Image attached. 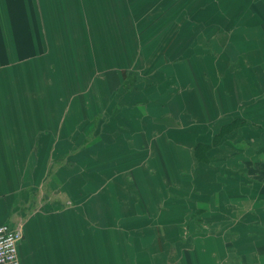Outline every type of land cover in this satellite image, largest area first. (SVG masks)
Here are the masks:
<instances>
[{"label":"crops","instance_id":"0c3cea01","mask_svg":"<svg viewBox=\"0 0 264 264\" xmlns=\"http://www.w3.org/2000/svg\"><path fill=\"white\" fill-rule=\"evenodd\" d=\"M69 42L86 55L105 46V73L101 56L77 57ZM78 58L98 64L91 76L107 93L87 135L82 103L68 117L63 82L80 79ZM147 146L186 160L182 202L177 179L171 202L146 200L142 164H125ZM261 175L264 0H0V224L22 229V264H131V250L162 264L171 252L159 256V241L171 251L184 241L177 254L203 264H264ZM147 222L158 224L154 262L142 256L146 228L127 232Z\"/></svg>","mask_w":264,"mask_h":264},{"label":"rangeland","instance_id":"374dc122","mask_svg":"<svg viewBox=\"0 0 264 264\" xmlns=\"http://www.w3.org/2000/svg\"><path fill=\"white\" fill-rule=\"evenodd\" d=\"M133 11H134V14L138 13V11H136V9H133ZM134 14H132V15H134ZM150 21H153V19ZM142 39H143L142 36L139 33H137V36L134 38H131L130 41H133V43L135 44L134 45L135 52H133V55L136 56L137 58L140 57V58L144 59V58H146L147 53H145L146 48H145V44H144ZM69 43H71V46H68L67 49L71 50L73 53L76 52L77 57H80V56H78V55H80L79 52L83 53L82 55H84L85 58L87 56V60H89V58H91V54H93V53H94V56L95 55L98 57L101 56L103 63L99 64V65H101L103 68H102V73H100V74L105 73L106 66H108V64L106 63L107 61L104 60V57H103V56H105V51H106L105 46L101 47V48L98 47L97 49L91 48V51H93V52L90 55H86L87 53L84 50L85 47L82 48V46H79V45L75 46L74 43H72V42H69ZM87 50H90V48H87ZM99 54H101V55H99ZM77 60H78V64H75V67H74V62H72L70 65L67 64V66H68V69L70 70L69 75H71L73 70L75 69V70H77V73L80 76V79H73V77H67L63 82H65L64 85L67 89L66 98H68V105H69L68 106V109H69L68 117H70L72 114V107H70V106L73 104H76L73 102H79L80 105L82 103V105H84V107H83L84 108V116H86L85 120H83V132H84V135H87L90 133V130H92V128H93V124H92L91 120L97 114L96 111L93 110L92 105L97 106V104H98V106H100V104H102V103H107V100H106V94L107 93H105V83H100V82H104V81L97 79V78L96 79L92 78V76H91V68L92 67L94 68V66H96L98 64L95 63L94 60L87 62L86 59H83L84 63H82V64H81L80 58H78ZM73 67H74V69H73ZM92 71H94V70H92ZM90 77L92 79H90ZM134 80L135 79L129 80V81H134ZM141 81H142V85H143L144 81H146V83L149 82V80H146V79H142ZM99 83H100V85H99ZM138 85L139 84H137L136 88H138ZM95 87H96V91H93L92 88H95ZM132 87H133V84H132ZM74 91H75V93L73 95H71V92H74ZM101 94H102V96H101ZM54 97L57 100V95H55ZM103 105H105V104H103ZM127 131H129V130L127 129ZM157 144H158V148H162V150L165 149V146H166L165 142L163 144L161 142L160 143L157 142ZM170 144L171 143L169 142L168 145H170ZM83 145H84V152L88 151L89 145L87 144L88 147H86L87 145H85V143ZM146 148H147V153L144 154L145 156H142L140 158L131 157L130 159H127V164H125V166L128 167V166H130L131 163L135 164L138 160L142 164V166L140 168L143 171L137 169L140 172L138 180L139 181L142 180L144 182V184H146L148 186L147 187L148 190L143 191L145 194L147 193V196H146L147 199L146 200L149 203V202H151V200H154L155 195H157V197L160 195V196H162V199L164 201H167L165 199L169 198L168 201L171 202V199L176 198V197H168L167 194L170 191H175L172 186L176 185V183L178 182V185H177L178 190L176 192H178V194H179L178 197H180L179 200H180V202H182L181 198L186 197L188 194L187 188L188 187H189V189L193 188V187H190L191 183L189 182V180L191 182L194 180V178H193L194 174L192 173L191 170H189L185 166L186 160L183 159V157H176V156L173 157L172 154H170L171 156L169 155L166 157L163 156L161 158H158L157 155H155L157 153L156 150H155L156 152H154V149H152V148L149 149L148 146ZM159 151H160V149H159ZM161 153L162 152H159L160 156L162 155ZM164 153H165V151L163 152V154ZM132 154H135V152H133ZM166 154H169V153H166ZM225 161H226V159L223 158L221 160V162L219 161L218 164H217V162H215V166H213V167L214 168L216 167L217 171L219 172L222 169V166H224V167L227 166ZM90 162H91V159H87L85 164L87 165V163H90ZM180 167H184V169L182 171H180L179 174H176L173 169H178ZM144 171H146V173H144ZM131 176L133 177V180H134L135 175L134 176L131 175ZM263 177H264V175H261L260 177H255V178H257V180H259L260 183H262V182H264ZM176 179L178 181L175 183ZM155 183H156V186H154V187L150 186V185H154ZM151 188H154L155 190L151 191L150 190ZM119 193H121V191ZM263 193H264V191H263ZM262 197H264V196H262ZM142 198H144V196ZM142 198H141V196L139 197V199H142ZM148 205H150V204H147L146 206H148ZM134 208L139 209L138 204ZM136 218H138V217H136ZM136 224L130 225V227H127V229L130 228L127 230V232L128 231L129 232L130 231L139 232L140 230H143L144 228H146V230H144L146 235H147L145 244L148 245V247L146 249L145 255H142V256L146 257L148 262H154V259L156 257L158 258V256H153V251H154V253L158 252V250L156 249V246H157L156 243L158 242V238L156 240L155 236L153 234H151L152 231H150L149 229H151V228L154 229V228L158 227V224L155 222L154 223L153 222H147L145 224L142 223L141 225H139V227L141 226L140 228L139 227L136 228L137 227ZM258 226L260 228H264V224H259ZM124 232H126V231H124ZM137 241L141 242L142 239H140V237H139V239ZM253 243H254V241L249 240L248 243L247 242L245 243V246L246 247H252ZM158 244L160 245L161 252H162V254H160V252L157 253V254H160L159 256L164 257L163 255H166L165 252L166 253L171 252V254L169 255L170 260L166 261L163 259L162 264H203V262L201 260L202 255L194 254L195 251L184 250L183 253L180 254V256H179V254H177L179 252V251H177L178 246H180V248L182 247L183 249L185 248V246H187V244L184 241L180 242V244H177V245H175V243H174V246H172L173 251H171L167 247V245L166 246L162 245V243H160V241L158 242ZM203 245H204V243L202 241L200 242V244L196 243V246H198V247H202ZM209 253H211V251ZM132 254H133V252L131 250L130 256L133 257L134 259H132V262L130 261V263L131 264H139V262H138L139 260L135 257V255H132ZM196 257H197V259H195ZM210 258L211 257L208 255L206 257V262L204 264L209 262Z\"/></svg>","mask_w":264,"mask_h":264},{"label":"built area","instance_id":"2783aa9c","mask_svg":"<svg viewBox=\"0 0 264 264\" xmlns=\"http://www.w3.org/2000/svg\"><path fill=\"white\" fill-rule=\"evenodd\" d=\"M22 235L21 228L0 224V264H22L18 249Z\"/></svg>","mask_w":264,"mask_h":264}]
</instances>
